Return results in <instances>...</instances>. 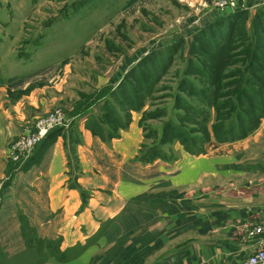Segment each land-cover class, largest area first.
Returning <instances> with one entry per match:
<instances>
[{"label":"rangeland","instance_id":"374dc122","mask_svg":"<svg viewBox=\"0 0 264 264\" xmlns=\"http://www.w3.org/2000/svg\"><path fill=\"white\" fill-rule=\"evenodd\" d=\"M221 1L0 0V80L7 81L12 73L29 74L30 84L8 92L12 99H20L33 90L39 91L44 102H51L47 113L39 118L58 110L71 122L95 112L89 126L103 140H113L136 120L142 135L139 153L145 162L177 161L180 154L210 156L217 144H233L254 135L264 119L242 140L217 139L239 109L236 93L254 61L251 53L257 51L264 56V28L260 26L264 0H235L234 9L222 7ZM239 13L244 15L231 21L232 25L237 23L236 31L224 55L217 56L210 50H205L204 56L193 53V43L207 49L211 40L221 50L223 39L228 38L223 22ZM217 22L222 25L211 29V40L203 43L197 38ZM219 34L224 36L220 38ZM192 60L201 66L204 75L193 74L198 70L191 65ZM209 76L217 77L215 84ZM247 111L252 116V111ZM39 118L28 133L33 132ZM258 139L260 143L249 148L242 146L243 166L254 156L264 164V133ZM17 140L6 146L9 172L3 186L11 181L12 171L26 166L41 148L40 143L15 162L12 146ZM229 147L232 146H226ZM232 151L225 150V162L214 163L209 157L213 163L211 172L226 165L227 171L232 172L229 168L233 166L238 169ZM232 178L225 180L236 191L243 180ZM256 183H264V174ZM260 228H264L262 216L257 222L235 228L237 237L259 239L237 264L245 263L264 244ZM196 232L203 235L202 229ZM190 234L183 232L174 238L166 234L161 250L136 237L128 241L124 234L116 241L93 240L68 250H62L57 242L45 243L29 236L35 247L30 245V251L16 257H8L0 250V264H190V257L183 255L186 260L177 262L171 253L176 243ZM200 264L206 262L201 259Z\"/></svg>","mask_w":264,"mask_h":264},{"label":"crops","instance_id":"0c3cea01","mask_svg":"<svg viewBox=\"0 0 264 264\" xmlns=\"http://www.w3.org/2000/svg\"><path fill=\"white\" fill-rule=\"evenodd\" d=\"M28 77L12 73L7 81L0 80V250L4 255L30 251L35 243L29 236L68 250L93 240L116 241L124 234L128 241L136 237L161 250L166 234L174 238L186 232L191 234L171 253L177 262L190 257V264H200L201 259L206 264H237L257 246L259 239L237 237L234 230L264 218V183H256L264 174V164L254 156L244 157L248 160L243 166L241 158L242 146L260 143L264 119L254 135L217 144L210 156L180 154L177 161L145 162L139 153L142 135L136 120L113 140H103L93 134L89 125L96 113L89 112L52 131L39 145L44 147L42 153L13 170L11 181L3 186L9 172L6 146L28 133L51 104L37 90L20 99L10 97L9 90L30 84ZM226 149L234 150L238 169L230 167L232 173L226 165L211 172L209 157L214 163L225 162ZM228 176L243 180L236 191L228 187ZM251 180L254 183H248ZM199 229L203 235L197 234Z\"/></svg>","mask_w":264,"mask_h":264},{"label":"trees","instance_id":"16d2710c","mask_svg":"<svg viewBox=\"0 0 264 264\" xmlns=\"http://www.w3.org/2000/svg\"><path fill=\"white\" fill-rule=\"evenodd\" d=\"M243 15L244 14L239 13L227 17L225 18L223 25L220 22L214 23L211 26L207 27L206 29L207 32H202L198 35L197 38L203 41V43H206L208 40H211V38H208V36H210V32L212 31L211 29L222 25V29H227L228 38L223 39L222 42L223 48H221V50L219 49L218 46L214 44V41L211 40L208 42L209 44L207 45L208 46L207 49L201 48L200 45L196 46V43H193L194 46L193 53L199 56H204L207 55L206 51L210 50L213 54H217V56L224 55L225 50L229 48L228 43L231 42V40L233 39L234 32L236 31L235 26L237 23L232 25L231 21L236 22L240 18V16ZM260 23H261L260 26L264 28V14L260 17ZM222 36L224 35L219 34L220 38ZM260 48L263 49L261 46ZM251 54L254 61L251 60L252 63L247 68L248 73L246 77L248 78L246 79L245 77L244 78L245 81L240 82V87L238 88V91L236 93L237 94L236 104L239 106V109H237L238 111H236V115L228 121V124L226 126H224L225 129L224 128L222 129L220 136L217 138L221 142H226L230 140H242V138H245L249 134L253 133L258 128L259 126L258 124L261 121V119L264 118V56L262 55V53H259L257 51ZM191 65L195 67L196 70H198L195 71V73L193 74H199L200 72L202 75L205 74L204 71L201 70L202 69L201 66L197 62H195V60H192ZM190 74L191 73L187 72V75ZM214 74L216 76L218 72L215 71ZM209 79L212 82V84H215V79H217V77L214 78L212 76H209ZM187 83L192 87L190 81H187ZM192 88L194 92L197 91L194 86ZM233 105H234L233 103H230L231 109L234 108ZM254 105L256 107H253ZM247 110L252 111V116L249 115ZM121 125L124 126V124ZM43 148L44 147L39 149L38 154L42 153ZM35 157L37 158V155ZM35 157L32 159V161L36 159Z\"/></svg>","mask_w":264,"mask_h":264},{"label":"built area","instance_id":"2783aa9c","mask_svg":"<svg viewBox=\"0 0 264 264\" xmlns=\"http://www.w3.org/2000/svg\"><path fill=\"white\" fill-rule=\"evenodd\" d=\"M220 5L234 9L236 7L235 0H222ZM69 120L65 114L60 111L50 112L48 116L39 118L32 129L33 132L22 135L15 143H13L12 157L15 162L22 157L28 156L37 145L42 143L49 134L58 128H64L69 125ZM0 203V210H1ZM264 232V228H260L259 233ZM243 264H264V244L261 248L253 252Z\"/></svg>","mask_w":264,"mask_h":264}]
</instances>
